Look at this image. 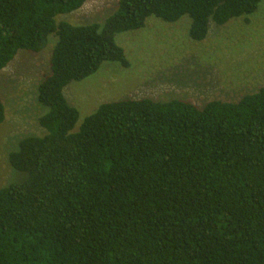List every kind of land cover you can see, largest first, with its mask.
<instances>
[{
  "label": "trees",
  "instance_id": "trees-1",
  "mask_svg": "<svg viewBox=\"0 0 264 264\" xmlns=\"http://www.w3.org/2000/svg\"><path fill=\"white\" fill-rule=\"evenodd\" d=\"M88 1L0 0V71L56 39L37 86L44 134L7 159L24 180L0 188V264H264V88L202 108L124 99L79 126L64 96L104 63L128 67L116 36L150 18L187 17L202 42L263 0H119L102 25L57 21Z\"/></svg>",
  "mask_w": 264,
  "mask_h": 264
},
{
  "label": "rangeland",
  "instance_id": "rangeland-1",
  "mask_svg": "<svg viewBox=\"0 0 264 264\" xmlns=\"http://www.w3.org/2000/svg\"><path fill=\"white\" fill-rule=\"evenodd\" d=\"M119 0H89L78 11L57 17L74 26L102 25ZM190 20L176 23L148 19L141 30L116 36L128 67L104 63L91 77L64 89L78 110V126L105 103L124 99L180 100L202 108L212 101L237 102L264 88V0L257 11L224 26L209 23L207 37L193 42ZM56 39L39 53L19 51L0 71V98L5 110L0 125V188L24 180L8 164V155L26 136H42L37 119L45 109L37 102V86L49 73Z\"/></svg>",
  "mask_w": 264,
  "mask_h": 264
}]
</instances>
